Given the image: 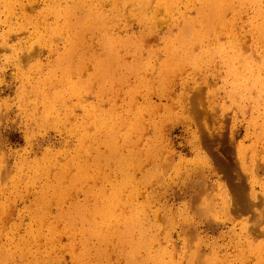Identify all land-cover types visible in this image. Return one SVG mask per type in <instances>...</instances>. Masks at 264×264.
I'll return each mask as SVG.
<instances>
[{
  "label": "rangeland",
  "instance_id": "1",
  "mask_svg": "<svg viewBox=\"0 0 264 264\" xmlns=\"http://www.w3.org/2000/svg\"><path fill=\"white\" fill-rule=\"evenodd\" d=\"M174 1L0 0V264H264V0Z\"/></svg>",
  "mask_w": 264,
  "mask_h": 264
},
{
  "label": "bare ground",
  "instance_id": "2",
  "mask_svg": "<svg viewBox=\"0 0 264 264\" xmlns=\"http://www.w3.org/2000/svg\"><path fill=\"white\" fill-rule=\"evenodd\" d=\"M109 1L111 2V0H109ZM159 1H160V4L162 3L163 5H165L166 10H168V11L172 10L173 5H174V4L172 5V3L175 2L174 0H159ZM113 2H115V1H113ZM227 2H228V0H214V1H204V2H202L201 3V8L198 11V14H199V16H201V19H198V18H200V17H198L196 19L191 20L190 22L187 21L186 24L183 25V28L180 29V32L178 34V36H179L178 38L183 39L182 38L183 36H185V35H189L190 36V34H191V38L192 39L200 38L202 36V34L200 33L199 30H195L194 27L197 26V23L203 25V19L204 18L207 19V21H208V24L205 25L206 27H209L214 21H217V19L222 18V14L224 12V7H225ZM232 3L233 2H231V4ZM160 6L163 7L162 5H160ZM158 9H159V7H158ZM190 30H192V33L190 32ZM247 71H249V70H247ZM248 75H249V73H248ZM260 231H262V230H260Z\"/></svg>",
  "mask_w": 264,
  "mask_h": 264
}]
</instances>
